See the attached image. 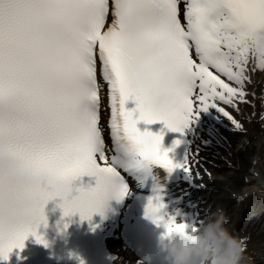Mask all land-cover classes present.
<instances>
[{
  "label": "snow or ice",
  "instance_id": "snow-or-ice-1",
  "mask_svg": "<svg viewBox=\"0 0 264 264\" xmlns=\"http://www.w3.org/2000/svg\"><path fill=\"white\" fill-rule=\"evenodd\" d=\"M110 8L114 19L104 30ZM180 17V0H0V257L23 249L29 236L46 244L38 228L47 225L50 200L63 201L64 216L91 220L110 198L130 195L118 169L191 173L188 157L177 162L173 149L162 148V134L140 131L135 112L124 108L130 98L139 120L163 121L178 133L217 100L247 102L249 53L264 70V0H185L186 25ZM97 57L111 89L110 158ZM85 175L96 186L73 195V182ZM154 191L146 215L167 208L162 188ZM203 221L176 227L196 231Z\"/></svg>",
  "mask_w": 264,
  "mask_h": 264
},
{
  "label": "bare ground",
  "instance_id": "bare-ground-1",
  "mask_svg": "<svg viewBox=\"0 0 264 264\" xmlns=\"http://www.w3.org/2000/svg\"><path fill=\"white\" fill-rule=\"evenodd\" d=\"M184 8L185 1L182 0L180 4V18L182 23L186 25ZM193 58H196L194 52ZM246 67L247 74L251 78L250 85L245 84V90L248 93L246 98H251L248 103L249 109L248 111H245L247 113H243L242 105L245 102H241L239 98H236L235 106L217 100L215 101L217 105L216 108H210L209 111L201 112L198 118L192 121L184 132L181 133L183 160L188 157L189 167L191 168L190 174L185 172L183 168H177L172 172H168L158 166H154L152 169V175L148 177H143L137 174L134 175L132 180L133 192L128 198L126 207L122 211L118 221L115 223H106V249L108 255L111 257L110 264H137V262L141 260H143L145 264H165V262H160L157 259L155 260L143 255L144 251L142 250V247H138V243L133 234V230L136 228L137 223L142 216L139 205L144 200L157 194V192L154 191V189L157 188V185L162 188L161 195H163L164 203L167 205V211L169 214L175 215L179 223L195 224L200 219L205 220L209 214L205 215L206 213L204 212L205 210L203 207L210 205V213L214 212V209L215 211L219 209L227 214L228 226L234 234L241 233V230L239 229L241 217L243 215H248V218L245 219H249V214L252 211V204L261 203L260 205L264 206V178L261 177L264 172V166L260 163V160L264 157V139H259L257 143L251 142V144L246 147V151H244V147L250 140L251 136H258V133L251 128L250 133L248 132L246 135H243L245 140H243L242 143L240 142L241 146L235 144L234 147L236 146L237 148L235 149L234 154L229 156L232 151L228 150L230 148V140L227 137V132L237 129H235L232 121L218 111L219 108H224L234 120L236 118L235 116H239L242 113L245 115L247 114L249 119H252L251 125L263 116L264 103L261 105V101L264 97L261 89L262 86H264V70H261L258 67V61L251 53H249V60ZM213 71L215 72V70ZM221 79H224L226 83L230 84V86H236L234 82L227 80L223 75H221ZM212 102L213 101H209V103ZM194 107H200L199 103L197 102ZM260 110L261 112H259ZM216 145L222 146L224 150H228V157L232 162L229 166H235L236 168L242 167L244 169L243 174L237 172V169L227 171L230 180L226 179L228 184L230 182L234 184L236 183L234 188L240 186L244 188V191H241V189H237L236 187L235 190H230L232 193H225L219 188L221 183H218L221 181L217 180V178L213 180V177L207 179V175L206 177L205 175L201 176L203 168L202 165L198 163L199 159L196 158L199 152L204 153L202 155L203 157H201L202 160L200 159V161L205 164L204 166H206V168L207 163L210 162L225 165L221 160L222 157L219 158V156H217L219 154L215 151ZM113 154L115 153L110 144L107 155L110 158ZM244 159H246L245 162L243 161ZM244 164L246 165L244 166ZM243 169H241V171H243ZM118 170L120 171V169ZM206 173L207 172H205V174ZM192 183L200 184L204 187L209 186V188L214 191H216L215 189H218V194L214 196V191L197 189L192 186ZM253 191L257 192L258 197L255 198L248 194L244 200L238 201L236 199L237 195H241L242 193L244 195L246 192L251 194ZM252 198H254V200ZM250 215H254V213ZM256 217L252 220L250 219V227L248 228H257L256 231H260V223ZM261 217H264V213H262ZM259 220L261 221L260 217ZM243 232L244 231H242L243 237L247 238V244L250 242L252 243L255 238H257L255 235L253 239L252 235ZM260 233L261 232L258 234L259 239H261V237H259L261 236ZM252 248L253 246L247 247V252L250 253V249ZM261 253L264 254L262 251L257 254H251L253 264H264V256Z\"/></svg>",
  "mask_w": 264,
  "mask_h": 264
},
{
  "label": "clouds",
  "instance_id": "clouds-1",
  "mask_svg": "<svg viewBox=\"0 0 264 264\" xmlns=\"http://www.w3.org/2000/svg\"><path fill=\"white\" fill-rule=\"evenodd\" d=\"M243 198L236 196L238 201ZM146 216L165 229L158 240L165 264H253L252 258L247 255V238L231 231L228 216L223 210L210 213L196 231L177 228L180 223L167 208L156 206ZM170 227L172 231H169ZM137 264L145 262L141 260Z\"/></svg>",
  "mask_w": 264,
  "mask_h": 264
},
{
  "label": "rangeland",
  "instance_id": "rangeland-1",
  "mask_svg": "<svg viewBox=\"0 0 264 264\" xmlns=\"http://www.w3.org/2000/svg\"><path fill=\"white\" fill-rule=\"evenodd\" d=\"M250 83H246V85H250ZM261 90L263 92V97H264V86H262ZM246 100H247V102L242 105L243 113H247L245 111H248V109H249L248 103L250 102L251 98L248 97V98H246ZM263 100H264V98L261 101V105H262V103H264ZM259 112H261V110ZM243 113L239 116H235L236 117L235 120L238 119L237 121L242 125V130H234L231 132H229V131L227 132V137L230 140V142H229L230 148L228 150L232 151V153H230L229 156L234 154L235 149L237 148L236 146L234 147L235 144L238 146H241L240 144L242 143L243 140H245L243 135H246L248 132L250 133L251 128H253L258 133V136L257 137L251 136L250 140L246 143V145L244 147V151H246V147L249 146L251 144V142L257 143L259 141V139H264V113H263V116H261V118L257 119V121H255L253 125H251L252 119H249L247 114L245 115ZM234 132H236V133H234ZM236 136H238V137H236ZM228 150H224V148H222V146L216 145L215 151H217L216 153L219 154L217 156H219V158L222 157L221 160L224 162L225 165L210 162V163H207V168H206V166H204L205 164L200 161V159H201V157H203L202 155L204 153L199 152V154L197 155L196 158L199 159L198 163H200L202 165V168H203L201 176L205 175V177H206V175H207V177H206L207 179L212 178V177H213L212 179H216V178H218V179H220V178L229 179L228 175H227V171L232 170V169H237V172H239L240 174H243L244 169L242 167L236 168L235 166H229L230 164H232V162L230 161V159L228 157ZM243 161L245 162L246 159H244ZM260 163L262 166H264V157L260 160ZM246 164H244V166ZM241 165H242V163H241ZM261 165H260V167H261ZM241 169H243V171H241ZM205 172H207V173L205 174ZM196 175H199V174H196ZM261 177L264 178V172L262 173ZM200 178H202V177H200ZM241 190H243V188H241ZM260 204L261 203L252 204V211L250 214L254 213V215L249 214L248 220L245 219V218H248L247 217L248 215H245V216L243 215L241 217V227L239 228L241 230V233L236 234V235L243 237L242 231H244L247 234L249 233L250 235H252L253 239H254V236L256 235V237L258 238V234H259V232H261L260 233L261 236H259V237H261V239L255 238V240L252 243L250 242L249 244H247V247L253 246V248L250 249L251 252L250 253L247 252V255L250 256L251 258H252L251 254H257L261 251L264 252V237H263V235H264V217L263 218L261 217L262 213H264V206H261ZM209 206L210 205H208V206L206 205L205 209H209ZM214 212H215V209H214ZM255 217L258 219V222L260 223V225H259L260 231H256L257 228L256 229L255 228L254 229L248 228V227H250V224H249L250 219L252 220ZM259 217L261 218V221L259 220ZM261 254L264 256L263 253H261Z\"/></svg>",
  "mask_w": 264,
  "mask_h": 264
}]
</instances>
